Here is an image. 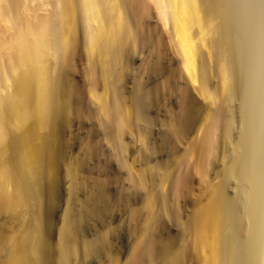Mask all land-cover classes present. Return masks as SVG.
Here are the masks:
<instances>
[{"label": "rangeland", "instance_id": "374dc122", "mask_svg": "<svg viewBox=\"0 0 264 264\" xmlns=\"http://www.w3.org/2000/svg\"><path fill=\"white\" fill-rule=\"evenodd\" d=\"M122 6L113 46L89 44L75 22L65 61L56 59V104L45 127L34 85L26 72L17 78L25 114L22 129L19 101L4 115L0 264L37 263L40 248L56 253L54 264H207L215 146L242 123L231 116L226 129L214 119L216 82L205 59L194 84L164 23L144 15L139 42L132 0ZM241 91L238 99L250 98Z\"/></svg>", "mask_w": 264, "mask_h": 264}, {"label": "bare ground", "instance_id": "6f19581e", "mask_svg": "<svg viewBox=\"0 0 264 264\" xmlns=\"http://www.w3.org/2000/svg\"><path fill=\"white\" fill-rule=\"evenodd\" d=\"M236 1L132 0L136 28L142 27L146 14L151 20L159 18L194 84L200 82H197L198 62L201 58L206 60L209 75L211 73L216 82L215 92H211L208 102L217 108L214 112L218 115L214 119L224 120L227 129L226 120L232 116L243 126L241 131L238 127L239 134L233 136L232 142L226 138L225 130L221 132L215 146L218 154L213 163L216 174L213 181L216 183L210 197L212 213L209 220L206 219L210 230L207 264H264V60L258 56L264 54V0ZM240 7L245 8L242 17V12L238 13ZM122 10V0H0V113L3 115L0 117V144L6 139L3 128L6 109L18 101L17 125L23 128L20 114H25L24 99L16 98L15 90L19 74L26 72V78L34 85L33 101L45 127L56 104V59L65 61L69 34L75 22L84 29L89 44L113 46L120 35ZM139 29L136 38L141 42ZM251 38L260 41L257 43L260 45L255 47L256 42L253 39L252 43ZM248 51L256 53L257 57H250L253 54L249 55ZM261 56L264 59V55ZM245 89L251 94L249 99ZM240 91L247 99L245 102ZM239 96L243 99H238ZM234 99L240 105L233 102L235 107ZM139 111L149 117L141 104ZM231 127L233 129L232 124ZM39 250V253L36 251L38 262L29 260L30 264H54L56 253ZM12 263L28 264L26 261Z\"/></svg>", "mask_w": 264, "mask_h": 264}]
</instances>
